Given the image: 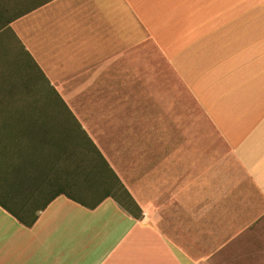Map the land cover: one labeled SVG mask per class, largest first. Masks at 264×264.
<instances>
[{
    "label": "crops",
    "instance_id": "crops-1",
    "mask_svg": "<svg viewBox=\"0 0 264 264\" xmlns=\"http://www.w3.org/2000/svg\"><path fill=\"white\" fill-rule=\"evenodd\" d=\"M6 29L138 210L0 207V264H264V0H53Z\"/></svg>",
    "mask_w": 264,
    "mask_h": 264
},
{
    "label": "trees",
    "instance_id": "trees-1",
    "mask_svg": "<svg viewBox=\"0 0 264 264\" xmlns=\"http://www.w3.org/2000/svg\"><path fill=\"white\" fill-rule=\"evenodd\" d=\"M51 1L31 2V8L6 27ZM27 60L36 68L29 57ZM51 90L64 112L41 110L37 103L13 93L0 96V207L27 228L61 195L92 210L113 198L135 214L136 203L66 104Z\"/></svg>",
    "mask_w": 264,
    "mask_h": 264
},
{
    "label": "rangeland",
    "instance_id": "rangeland-1",
    "mask_svg": "<svg viewBox=\"0 0 264 264\" xmlns=\"http://www.w3.org/2000/svg\"><path fill=\"white\" fill-rule=\"evenodd\" d=\"M33 1L46 0H0V16L3 17L0 20V96L13 93L37 103L41 110L64 112L55 102L57 99L47 82L27 60L16 38L7 29L3 30L10 20L31 8ZM21 2L27 4L19 5Z\"/></svg>",
    "mask_w": 264,
    "mask_h": 264
}]
</instances>
